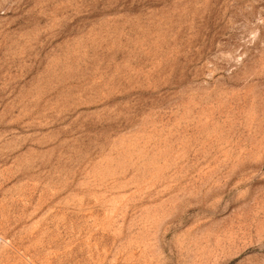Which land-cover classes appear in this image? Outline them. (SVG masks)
<instances>
[{
  "label": "rangeland",
  "instance_id": "374dc122",
  "mask_svg": "<svg viewBox=\"0 0 264 264\" xmlns=\"http://www.w3.org/2000/svg\"><path fill=\"white\" fill-rule=\"evenodd\" d=\"M0 264H264V0H0Z\"/></svg>",
  "mask_w": 264,
  "mask_h": 264
}]
</instances>
